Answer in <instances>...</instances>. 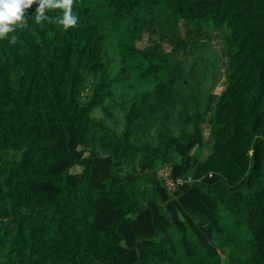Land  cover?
<instances>
[{"label": "trees", "instance_id": "16d2710c", "mask_svg": "<svg viewBox=\"0 0 264 264\" xmlns=\"http://www.w3.org/2000/svg\"><path fill=\"white\" fill-rule=\"evenodd\" d=\"M32 11L0 39V264H264V0Z\"/></svg>", "mask_w": 264, "mask_h": 264}, {"label": "clouds", "instance_id": "9594fccd", "mask_svg": "<svg viewBox=\"0 0 264 264\" xmlns=\"http://www.w3.org/2000/svg\"><path fill=\"white\" fill-rule=\"evenodd\" d=\"M75 0H0V39H9V34L17 29L28 27L29 10L33 9L36 23H59L65 30L74 28L79 22L73 13ZM59 9L62 15L57 18L47 13ZM17 36L12 35L9 42L15 44Z\"/></svg>", "mask_w": 264, "mask_h": 264}, {"label": "rangeland", "instance_id": "374dc122", "mask_svg": "<svg viewBox=\"0 0 264 264\" xmlns=\"http://www.w3.org/2000/svg\"><path fill=\"white\" fill-rule=\"evenodd\" d=\"M182 31H183V28H182ZM212 39H213V46L211 48L215 51L216 48L219 47L220 44H219L218 39L216 38V36H213ZM147 42L148 41L146 39V35H143V37L139 41H137V45L138 46H143V45L147 44ZM166 49H168V47H166ZM224 70H225V67L222 65V67L220 68L219 75H217V81H216L215 85L212 88V91L214 93H219L220 90L224 86L223 85V80H224L223 72H224ZM96 115H99V113L97 112ZM203 132H204L205 140H204L202 146L197 148V155H198L199 159L204 158L210 151L211 139H210V137L208 135L209 134V129H208V125L207 124L203 125ZM208 137H209V140H207ZM194 152H196V151L194 150ZM79 171H81V166L78 165V164L73 165L70 168V172H79ZM220 214L224 215V212L222 210H220Z\"/></svg>", "mask_w": 264, "mask_h": 264}, {"label": "built area", "instance_id": "2783aa9c", "mask_svg": "<svg viewBox=\"0 0 264 264\" xmlns=\"http://www.w3.org/2000/svg\"><path fill=\"white\" fill-rule=\"evenodd\" d=\"M164 175L166 176V173ZM165 183H166V185L168 187H170V188L173 187V182L169 178H167V177H166Z\"/></svg>", "mask_w": 264, "mask_h": 264}]
</instances>
